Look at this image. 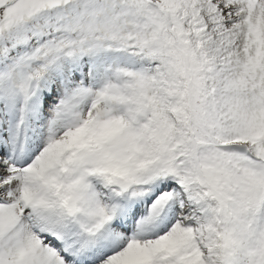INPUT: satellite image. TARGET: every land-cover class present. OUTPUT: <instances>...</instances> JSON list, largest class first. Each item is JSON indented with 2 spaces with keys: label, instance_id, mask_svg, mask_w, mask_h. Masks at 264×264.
<instances>
[{
  "label": "snow or ice",
  "instance_id": "obj_1",
  "mask_svg": "<svg viewBox=\"0 0 264 264\" xmlns=\"http://www.w3.org/2000/svg\"><path fill=\"white\" fill-rule=\"evenodd\" d=\"M0 264H264V0H0Z\"/></svg>",
  "mask_w": 264,
  "mask_h": 264
}]
</instances>
